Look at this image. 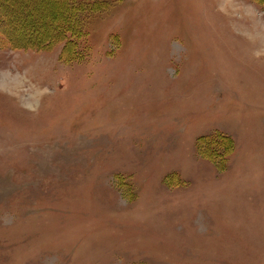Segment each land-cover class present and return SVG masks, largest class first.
Here are the masks:
<instances>
[{"label": "rangeland", "instance_id": "rangeland-1", "mask_svg": "<svg viewBox=\"0 0 264 264\" xmlns=\"http://www.w3.org/2000/svg\"><path fill=\"white\" fill-rule=\"evenodd\" d=\"M102 1L0 42V264H264V0Z\"/></svg>", "mask_w": 264, "mask_h": 264}, {"label": "trees", "instance_id": "trees-1", "mask_svg": "<svg viewBox=\"0 0 264 264\" xmlns=\"http://www.w3.org/2000/svg\"><path fill=\"white\" fill-rule=\"evenodd\" d=\"M103 2L102 0H64L65 9H69V12L72 14V22H69V25L72 28H59L58 31L55 32L54 35L47 34L43 37L38 38H31L28 41L18 40L13 41L10 38V35L7 36L5 31L0 29V42L2 43L1 46H7L9 48H19V49H33V50H40L44 49L48 46L53 45L56 41L63 42L64 48L68 50L73 47L76 48L75 45V38H77L83 31L81 29H77L74 26L76 24L82 25L86 21V16L90 14V10L93 8L92 6L95 3ZM67 24V22H66ZM68 26V25H67ZM70 51L74 52V50ZM70 55V53L68 54ZM66 57V56H65Z\"/></svg>", "mask_w": 264, "mask_h": 264}]
</instances>
